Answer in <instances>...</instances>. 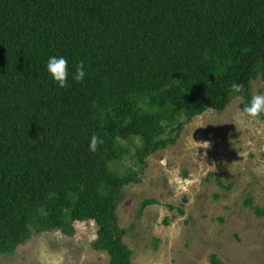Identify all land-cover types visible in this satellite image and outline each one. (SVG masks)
I'll list each match as a JSON object with an SVG mask.
<instances>
[{
  "label": "trees",
  "instance_id": "trees-1",
  "mask_svg": "<svg viewBox=\"0 0 264 264\" xmlns=\"http://www.w3.org/2000/svg\"><path fill=\"white\" fill-rule=\"evenodd\" d=\"M52 56L68 61L67 87L46 70ZM257 79L264 0H0V255L92 221L91 249L132 264L116 215L122 190L184 123L235 98L242 109ZM93 134L104 141L96 152ZM128 155L139 168L120 173Z\"/></svg>",
  "mask_w": 264,
  "mask_h": 264
},
{
  "label": "rangeland",
  "instance_id": "rangeland-1",
  "mask_svg": "<svg viewBox=\"0 0 264 264\" xmlns=\"http://www.w3.org/2000/svg\"><path fill=\"white\" fill-rule=\"evenodd\" d=\"M251 93L264 94V81H253ZM240 101L184 123L174 144L149 156L139 181L122 190L116 215L132 264H211V255L221 264H264V212L244 204L264 211V123L235 126ZM204 141L209 148L197 145ZM118 167L139 165L128 155ZM146 200L154 203L141 209ZM73 229L33 235L0 264H107L90 247L94 222Z\"/></svg>",
  "mask_w": 264,
  "mask_h": 264
},
{
  "label": "clouds",
  "instance_id": "clouds-1",
  "mask_svg": "<svg viewBox=\"0 0 264 264\" xmlns=\"http://www.w3.org/2000/svg\"><path fill=\"white\" fill-rule=\"evenodd\" d=\"M46 70L53 81L58 87L64 88L68 86L69 79V67L68 61L65 57L52 56L48 59L46 64ZM86 70L83 61L74 66V71L72 72V80L79 83L85 79ZM231 91L233 93H242L244 91V86L242 84H232ZM261 116H264V94H255L251 97L249 102L242 108L239 109L233 116V123L237 125H245L249 121H256ZM103 139L97 135L93 134L89 141V151L96 152L98 147L103 144ZM197 144V143H196ZM203 148L207 149L210 147V142L204 141L200 144Z\"/></svg>",
  "mask_w": 264,
  "mask_h": 264
}]
</instances>
